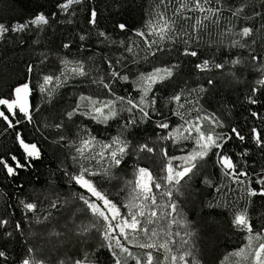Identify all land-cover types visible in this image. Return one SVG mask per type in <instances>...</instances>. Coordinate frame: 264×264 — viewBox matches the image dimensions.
I'll return each mask as SVG.
<instances>
[{
	"label": "snow or ice",
	"instance_id": "6c2138e0",
	"mask_svg": "<svg viewBox=\"0 0 264 264\" xmlns=\"http://www.w3.org/2000/svg\"><path fill=\"white\" fill-rule=\"evenodd\" d=\"M55 8L23 22H0V43L35 32L37 57L25 65L27 78L9 95H0V139L13 141L0 154L4 178L16 183L21 171L35 170L45 158V141L62 156L49 170L48 186L34 190L31 198L17 195L13 203L0 193L5 201L0 203V264H51L39 242L70 237L78 244L97 243L57 264H204L202 234L213 229L208 225L202 232L187 212L200 191L197 178L211 189L200 202L203 208L226 212L230 230L242 241L219 264H264V211L250 213L254 198L264 203V163L250 160L252 149L244 147L254 145L264 161V0H156L142 27L115 25L113 32L122 38L100 26L93 0H57ZM81 13H86L83 26L62 33L65 54H56L58 71L45 70L52 54L47 30L53 22L75 27ZM211 26L218 30L215 40ZM93 37L94 46L88 43ZM41 44L44 49L37 51ZM202 46L210 55L205 57ZM188 58L197 61L193 72L209 86L217 76L239 82L240 69L256 74L242 94L243 122L228 118L235 105L224 103L217 111L204 107L209 89L185 78ZM66 86L75 89L68 103L43 115ZM36 93L38 103L32 100ZM84 121L103 125L106 133L115 125V134H97ZM46 130L56 135L49 137ZM235 141L241 150L228 147ZM209 165L219 179L207 172ZM128 168L127 176L118 174ZM10 243L21 246L18 258Z\"/></svg>",
	"mask_w": 264,
	"mask_h": 264
},
{
	"label": "trees",
	"instance_id": "16d2710c",
	"mask_svg": "<svg viewBox=\"0 0 264 264\" xmlns=\"http://www.w3.org/2000/svg\"><path fill=\"white\" fill-rule=\"evenodd\" d=\"M93 2L97 4L101 12L100 26L109 32H113L115 25L120 22L127 23L129 29L142 27L148 18L149 11L155 6L156 0H93ZM56 3L57 0H0V22L5 24H11L17 20L23 22L24 20L32 17L38 11H44L45 13L56 11ZM228 16L229 14L225 13L226 19L223 23L227 22ZM58 18L62 19L63 17L61 16ZM85 18L86 13H81L79 15L81 23L77 24L75 27L72 25L59 24L57 22L52 23V27L48 29L45 34L48 49L52 53L49 57L48 64L45 66V70L51 69L58 71L59 63L56 54H65V50H63L61 46L62 33L75 32L83 26ZM233 22L235 23V21ZM209 31L212 33V39H217L218 30L215 26H211ZM113 35L116 38H122L124 36L123 33H118V30L113 32ZM34 38L35 32L32 34L25 33L21 36L9 37L7 42L0 43V95H9L13 86L17 83L23 82L27 78L25 69L26 63L30 60L37 59L32 47V40ZM21 39L25 41L23 45L19 43ZM204 39L205 41H208L209 37L205 35ZM228 39L229 38H225V44H227ZM88 43L94 46L95 37H93ZM44 47L45 45L41 44L36 46V50H42ZM221 51L223 52V49ZM257 51H261V48L258 47ZM201 52L205 55V57L210 55V51L204 46L201 47ZM71 53L73 56L77 55V48L75 44L71 49ZM219 54L220 53H218V55ZM85 55H90V53H85ZM141 55H143V52H141ZM162 59L167 60L169 57H163ZM188 59L191 62L186 63L184 66L183 70L185 78L188 79L192 86H195L197 83H203L205 87L209 89L208 92L204 94L201 101L204 107L209 111H217L224 103H227L229 106L235 105L232 109L231 116L228 118L234 122H243L242 116L246 115V112H243L241 109L242 94L248 91V84L255 78L256 74L240 69L239 71L242 72V76L239 82L234 81L232 77L217 76L214 85L209 86L206 83V79L198 78L193 72L192 65L197 61L192 58ZM150 68V64H144L145 70H150ZM171 89L172 85H169L166 91H171ZM74 90L75 89L71 86L62 88L59 91L57 99L53 101V106L49 107L45 105L43 115L47 116L51 112H58L61 108H63L68 103L69 96ZM79 90L88 91V89L84 87H81ZM32 100L34 103L40 102L39 94H34ZM247 107L248 105H244V109ZM37 118H40V114H37ZM173 119L175 120L176 118ZM84 123L89 124L93 130L100 135H107L109 133L114 135L116 131L115 125L108 129V132L106 133L103 125L91 124L90 121H84ZM255 123H258V121ZM151 132L152 129L149 127L148 133L151 134ZM37 135H39V133H37ZM45 135L53 137L56 133L52 130H46ZM29 138H32L30 126ZM12 146L13 141L11 136H9L6 140L0 139V154L6 153L8 148ZM228 147H233L234 150H241V146L238 141H235L234 143L230 142ZM244 147L252 149L249 157L250 160H255L258 164L264 163V161H261L260 154L255 149L254 145L246 144ZM44 148V160L42 162H38L36 169L33 171H21L16 183H12L4 178L2 166H0V193L10 198L11 202H15L17 195L28 196L31 198V193L34 190H44L48 186L49 170L50 168L53 170L56 168L60 159H62V156L60 155V150L53 147L47 141L44 142ZM172 151H174L177 155L181 154L177 149H172ZM130 171L131 169L128 168L124 172H119L118 174L127 176ZM207 172L214 174L217 179H219L218 170L214 169L211 165L208 166ZM56 176L58 187L63 188L64 184L62 179H60L61 173L57 172ZM17 183H23L24 188L18 189L16 187ZM194 183L195 187L200 191L195 193L196 203L189 204L187 209L188 216L201 226L202 232L207 230L208 225H211L213 229L212 232H209L208 235L202 234V259L204 264H219V261L223 259L228 252L238 247L239 243L242 241H238L234 231L230 230L226 212L220 214V210H209L207 208H203L200 203L205 199L206 195H210L211 189L204 188V186L199 183V178H197ZM117 186L119 185L117 184ZM0 203H5V201H0ZM260 211H264V203H261L260 198H254V203L250 209V213L252 215H256ZM210 212L211 218L209 217ZM17 215H19V213H17ZM205 221H208V224H205ZM61 222H63V220ZM96 243L97 240L90 239L87 245L78 244L76 243L75 237H70L66 240L52 238L50 243L41 241L38 246L41 249L42 255L46 257L51 264H57L59 259L81 256L84 250L92 251ZM9 247L13 249V255L18 258L22 250L21 246L16 243H10ZM103 258H108V253L106 251H103Z\"/></svg>",
	"mask_w": 264,
	"mask_h": 264
},
{
	"label": "rangeland",
	"instance_id": "374dc122",
	"mask_svg": "<svg viewBox=\"0 0 264 264\" xmlns=\"http://www.w3.org/2000/svg\"><path fill=\"white\" fill-rule=\"evenodd\" d=\"M233 260L235 259V258H232Z\"/></svg>",
	"mask_w": 264,
	"mask_h": 264
}]
</instances>
